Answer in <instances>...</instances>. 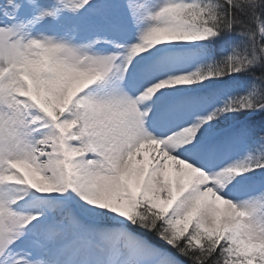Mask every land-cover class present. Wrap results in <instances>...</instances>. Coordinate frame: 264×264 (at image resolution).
Segmentation results:
<instances>
[{"label": "snow or ice", "instance_id": "1", "mask_svg": "<svg viewBox=\"0 0 264 264\" xmlns=\"http://www.w3.org/2000/svg\"><path fill=\"white\" fill-rule=\"evenodd\" d=\"M0 264H264V0H0Z\"/></svg>", "mask_w": 264, "mask_h": 264}, {"label": "trees", "instance_id": "2", "mask_svg": "<svg viewBox=\"0 0 264 264\" xmlns=\"http://www.w3.org/2000/svg\"><path fill=\"white\" fill-rule=\"evenodd\" d=\"M257 119H259V117H257Z\"/></svg>", "mask_w": 264, "mask_h": 264}]
</instances>
